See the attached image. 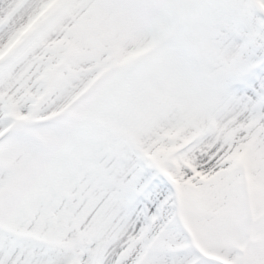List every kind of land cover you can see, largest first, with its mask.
<instances>
[{"label":"snow or ice","instance_id":"snow-or-ice-1","mask_svg":"<svg viewBox=\"0 0 264 264\" xmlns=\"http://www.w3.org/2000/svg\"><path fill=\"white\" fill-rule=\"evenodd\" d=\"M0 264H264V0H0Z\"/></svg>","mask_w":264,"mask_h":264}]
</instances>
